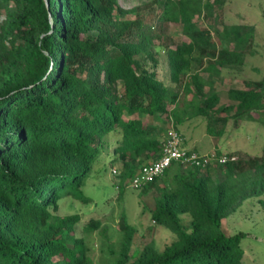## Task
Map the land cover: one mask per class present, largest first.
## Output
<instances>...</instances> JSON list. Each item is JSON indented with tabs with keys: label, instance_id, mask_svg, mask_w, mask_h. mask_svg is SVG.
Instances as JSON below:
<instances>
[{
	"label": "trees",
	"instance_id": "obj_1",
	"mask_svg": "<svg viewBox=\"0 0 264 264\" xmlns=\"http://www.w3.org/2000/svg\"><path fill=\"white\" fill-rule=\"evenodd\" d=\"M155 1L159 21L180 23L184 39L155 43L161 32L119 0H0V264H245L243 233L222 223L264 193V148L206 154L235 157L222 164L174 162L143 185L154 189L151 222L174 235L161 249L151 239L133 250L136 229L121 214L117 239L105 234L95 259L76 234L79 213L58 212L68 198L91 202L82 187L108 143L120 191L160 156L170 123L198 120L213 139L230 121L264 123V70L228 88L231 103L215 88L222 70L240 73L258 52L254 28L223 23L216 41L195 17L218 21L224 0ZM100 227L90 217L82 230Z\"/></svg>",
	"mask_w": 264,
	"mask_h": 264
},
{
	"label": "rangeland",
	"instance_id": "obj_2",
	"mask_svg": "<svg viewBox=\"0 0 264 264\" xmlns=\"http://www.w3.org/2000/svg\"><path fill=\"white\" fill-rule=\"evenodd\" d=\"M124 8H135L136 16L145 22L151 23L156 31H160V38L155 40L163 43L174 44L185 38L182 33V25L173 20L166 23L159 21L158 17L162 11L155 0H119ZM264 0H224L214 8L217 12V19L195 17L199 26L212 30L213 38L218 40L215 29H220L223 23H242L254 28V38L258 52L254 56H248L243 70L240 73H233L229 70H222L221 77L215 82V88L219 90L222 103H231L226 96L228 88H243L244 79H256L264 70ZM165 53L161 50L158 56L159 75L163 80H168L167 64ZM207 89V87H205ZM191 125V126H190ZM199 121L180 126L178 130L187 138L197 136L202 147L198 151L202 154L212 148L214 143L224 152L236 151L238 155H258L264 148V123L254 121H243L234 129L229 122L226 133L218 139L211 140ZM201 131V132H200ZM198 133V135L196 134ZM118 137L117 133L108 136L109 142ZM189 139V138H188ZM187 139V145L190 140ZM186 143V139H185ZM186 145V146H187ZM111 144L107 145V152H103L100 162L95 165L93 175L82 187L83 193L91 198V202L81 205L79 201L68 198L61 203L59 213H79L80 222L76 225L77 236L84 235L89 247V254L95 259L100 256L101 241L107 240L106 235H115L117 239L118 224L121 214H124L128 223L136 229L134 235L133 250H138L149 240H154L158 248H163L174 237L173 233L162 225L151 222L150 215L153 207L154 189H134L125 186L119 191L117 184L119 178L113 174L112 168L120 172L119 165H111ZM213 152V151H211ZM223 152V151H222ZM110 153V155H109ZM205 154V153H204ZM127 183V181H126ZM90 217L97 218L101 227L91 233H83L82 225ZM223 230L226 234L232 235L242 232L240 247L244 253L245 264H264V193L259 197H251L243 201L242 205L234 212L223 219Z\"/></svg>",
	"mask_w": 264,
	"mask_h": 264
},
{
	"label": "built area",
	"instance_id": "obj_3",
	"mask_svg": "<svg viewBox=\"0 0 264 264\" xmlns=\"http://www.w3.org/2000/svg\"><path fill=\"white\" fill-rule=\"evenodd\" d=\"M182 143V136L173 127L172 123H170L166 129L160 156L150 164L142 166L141 169L130 179L129 186L132 188H140L143 185L152 182L175 161L185 165L200 166L201 164H206L211 161L222 164L228 159H235V157H228L226 154L220 156L215 154H212L211 156L201 155L196 151L185 148ZM112 172L113 174H116L117 170L112 168Z\"/></svg>",
	"mask_w": 264,
	"mask_h": 264
},
{
	"label": "crops",
	"instance_id": "obj_4",
	"mask_svg": "<svg viewBox=\"0 0 264 264\" xmlns=\"http://www.w3.org/2000/svg\"><path fill=\"white\" fill-rule=\"evenodd\" d=\"M191 126V125H190ZM202 129V128H201ZM204 131V130H203ZM201 132V131H200ZM197 135H198V133H196ZM197 136H189L188 137V135H187V138H185L186 139V145H187V139L188 140H190V142H189V144L187 145V147H190V148H193V149H195L196 151H198V148L199 147H202V145H201V142L199 141V138H196ZM211 138V140H212V142L214 143V141H213V138L212 137H210ZM114 141H115V139H114ZM215 145H213L212 146V148L211 149H209L208 151H205L204 153L205 154H208V153H210L211 151H214V150H218V151H223L224 152V150H222L218 145H217V143H214ZM199 152V151H198ZM200 153V152H199ZM203 152H202V154H204ZM140 167V166H139Z\"/></svg>",
	"mask_w": 264,
	"mask_h": 264
},
{
	"label": "clouds",
	"instance_id": "obj_5",
	"mask_svg": "<svg viewBox=\"0 0 264 264\" xmlns=\"http://www.w3.org/2000/svg\"><path fill=\"white\" fill-rule=\"evenodd\" d=\"M168 126H169V124H168ZM174 128H175V127H174ZM175 129H176V128H175ZM176 130L180 133V135H181L182 138H183V143H182L183 146H184L185 148H188V149H190V150H193V148H190V147H187V146H186V144H185V137L182 135V133H181L178 129H176ZM165 134H166V131H165ZM164 138H165V135H164ZM197 153H199V152L197 151ZM211 153H212V152H211ZM160 154H161V150H160ZM199 154H201V153H199ZM224 154H226V153H224ZM201 155H206V154H201ZM155 160H156V159H155ZM153 161H154V160H152L151 162H153ZM151 162H149V163H144V164L140 165V167L137 169V171L135 172V174L141 169L142 166L147 165V164H150ZM175 162H177V161H175ZM173 163H174V162H173ZM166 169H167V168H166ZM166 169H165V170H166ZM165 170H164V171H165ZM164 171H163V172H164ZM117 174H118V171H117V173H116L115 175H117ZM135 174H134V175H135ZM134 175H133V176H134ZM161 175H162V174H161ZM133 176H132V177H133ZM159 176H160V175H159ZM159 176H158V177H159ZM158 177H157V178H158ZM129 181H130V179H129ZM129 181H128V185H129ZM116 186H117V190H119V184H117ZM129 187H130V186H129ZM131 188H132V187H131ZM140 188H141V187H140ZM140 188H134V189H140Z\"/></svg>",
	"mask_w": 264,
	"mask_h": 264
}]
</instances>
